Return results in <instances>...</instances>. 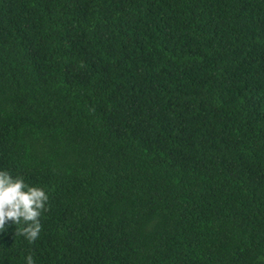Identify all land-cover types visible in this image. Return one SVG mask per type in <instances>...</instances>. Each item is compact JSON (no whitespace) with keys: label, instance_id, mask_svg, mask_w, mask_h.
I'll list each match as a JSON object with an SVG mask.
<instances>
[{"label":"trees","instance_id":"16d2710c","mask_svg":"<svg viewBox=\"0 0 264 264\" xmlns=\"http://www.w3.org/2000/svg\"><path fill=\"white\" fill-rule=\"evenodd\" d=\"M0 169V264H264V0H0Z\"/></svg>","mask_w":264,"mask_h":264},{"label":"clouds","instance_id":"9594fccd","mask_svg":"<svg viewBox=\"0 0 264 264\" xmlns=\"http://www.w3.org/2000/svg\"><path fill=\"white\" fill-rule=\"evenodd\" d=\"M48 193L43 187L28 185L20 177L0 169V233L9 227L29 243L41 232L40 216L47 210ZM6 221H11L6 225ZM22 264H35L31 254L22 257Z\"/></svg>","mask_w":264,"mask_h":264}]
</instances>
